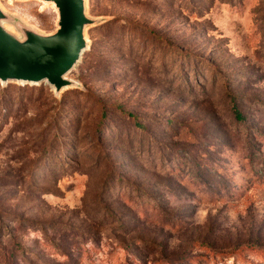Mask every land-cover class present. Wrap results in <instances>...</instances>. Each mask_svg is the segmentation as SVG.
<instances>
[{
    "label": "rangeland",
    "instance_id": "1",
    "mask_svg": "<svg viewBox=\"0 0 264 264\" xmlns=\"http://www.w3.org/2000/svg\"><path fill=\"white\" fill-rule=\"evenodd\" d=\"M85 1L79 88L0 85V264H264V0Z\"/></svg>",
    "mask_w": 264,
    "mask_h": 264
},
{
    "label": "water",
    "instance_id": "2",
    "mask_svg": "<svg viewBox=\"0 0 264 264\" xmlns=\"http://www.w3.org/2000/svg\"><path fill=\"white\" fill-rule=\"evenodd\" d=\"M38 1L52 5L56 14L50 33L31 29L0 7V85H45L59 96L67 89L79 88L68 75L88 50L87 29L97 25L99 19L87 15L85 0ZM5 25L12 26L14 33Z\"/></svg>",
    "mask_w": 264,
    "mask_h": 264
},
{
    "label": "trees",
    "instance_id": "3",
    "mask_svg": "<svg viewBox=\"0 0 264 264\" xmlns=\"http://www.w3.org/2000/svg\"><path fill=\"white\" fill-rule=\"evenodd\" d=\"M234 99H235L234 97H231L230 101H229L230 112L236 121L242 122L244 118H243L242 114L240 113V111L237 109V106H236ZM135 126H137V125H135Z\"/></svg>",
    "mask_w": 264,
    "mask_h": 264
}]
</instances>
